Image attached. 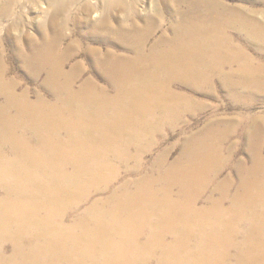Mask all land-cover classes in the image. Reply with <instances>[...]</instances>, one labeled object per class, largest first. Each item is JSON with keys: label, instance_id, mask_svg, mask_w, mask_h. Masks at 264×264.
I'll list each match as a JSON object with an SVG mask.
<instances>
[{"label": "bare ground", "instance_id": "bare-ground-1", "mask_svg": "<svg viewBox=\"0 0 264 264\" xmlns=\"http://www.w3.org/2000/svg\"><path fill=\"white\" fill-rule=\"evenodd\" d=\"M137 1L0 0V264H264L262 123L146 161L182 89L264 90V0H174L159 36Z\"/></svg>", "mask_w": 264, "mask_h": 264}, {"label": "rangeland", "instance_id": "rangeland-1", "mask_svg": "<svg viewBox=\"0 0 264 264\" xmlns=\"http://www.w3.org/2000/svg\"><path fill=\"white\" fill-rule=\"evenodd\" d=\"M173 1L174 0L169 2L171 3L170 5L165 4L163 0L137 1L136 9L137 11H139L140 14L141 12H143L144 14L148 12L147 14H149V16H164L163 23L159 22L156 25L158 33L156 34V36H159L162 32H171V8L176 7L180 9L181 12H184L187 7V4H179ZM230 1L235 2V0ZM182 91L192 97V109L190 110V113H185L182 119L175 121L173 124H171V126L167 125L166 127H164L165 131L162 135V139H164V144L160 143L159 147L155 146V149H153L149 156L146 157V161L148 162H151L157 156L158 152L164 150L170 153L169 161H173L174 159L178 158L183 152L187 140L191 136L195 135L194 133L201 131L213 115H218L219 117L233 118V120H237V115L239 113H244L245 115L256 119L257 122H260L264 125V90L255 92H242V95L240 96L237 102H234L228 97H226V93L224 91H221L219 86L216 84H214L212 87L203 85L201 88L195 91L189 89H182ZM210 91L214 92L217 96H210ZM160 137H156V141H158L159 139L158 142H160L162 140ZM236 140L238 148L235 147V152L240 151V153L237 154V158L247 160L249 158L247 152V137L244 139H242V137H238ZM147 164L148 163H146V166ZM228 174L234 173L232 170L228 169L224 173L223 178ZM128 176L129 173H126L124 171L122 172V178H127Z\"/></svg>", "mask_w": 264, "mask_h": 264}]
</instances>
